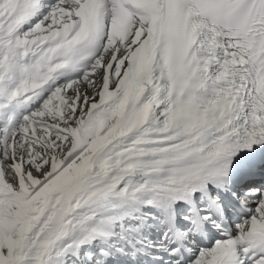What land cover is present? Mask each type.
Segmentation results:
<instances>
[{
    "label": "snow or ice",
    "instance_id": "snow-or-ice-1",
    "mask_svg": "<svg viewBox=\"0 0 264 264\" xmlns=\"http://www.w3.org/2000/svg\"><path fill=\"white\" fill-rule=\"evenodd\" d=\"M0 264H264V0H0Z\"/></svg>",
    "mask_w": 264,
    "mask_h": 264
}]
</instances>
